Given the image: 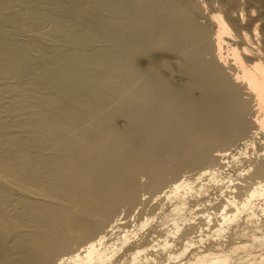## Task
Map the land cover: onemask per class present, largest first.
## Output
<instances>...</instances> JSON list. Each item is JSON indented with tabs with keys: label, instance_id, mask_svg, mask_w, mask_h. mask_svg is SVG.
Here are the masks:
<instances>
[{
	"label": "bare ground",
	"instance_id": "bare-ground-1",
	"mask_svg": "<svg viewBox=\"0 0 264 264\" xmlns=\"http://www.w3.org/2000/svg\"><path fill=\"white\" fill-rule=\"evenodd\" d=\"M51 1L57 10L67 1L76 16L95 15L97 25L89 20L67 37L85 51L43 60L39 76L63 97L50 108L43 106L47 100L16 98L6 115L22 116L6 125L7 116L0 117V128L13 125L19 133L7 141L17 142L12 153L8 147L0 155L1 173L16 180L0 181V264H264V0ZM103 39L113 42L86 49ZM6 40L0 36V51ZM130 40L129 52L148 57L144 70L157 80L153 90H147L150 75L139 86L141 66L124 58ZM6 44L5 70L31 73L26 50ZM102 69L113 71L107 77L113 81ZM172 71L179 82L170 81ZM136 88L144 93L140 103L128 93ZM256 139L263 142L257 146ZM21 143L32 148L23 150ZM222 160L240 169L238 175H226ZM11 161L23 164L12 168ZM169 161L176 170L206 163L212 181H176L166 189ZM216 162L222 163L211 167ZM147 171L157 179L147 189L163 195L145 214L152 200L141 198L138 179ZM16 187L43 199L22 191L18 201ZM14 192L12 214L7 205ZM243 215L250 224L235 234L247 240L222 247L218 239ZM24 226L31 232L18 238ZM148 227L150 234H142ZM210 238L209 248L193 251Z\"/></svg>",
	"mask_w": 264,
	"mask_h": 264
},
{
	"label": "rangeland",
	"instance_id": "rangeland-1",
	"mask_svg": "<svg viewBox=\"0 0 264 264\" xmlns=\"http://www.w3.org/2000/svg\"><path fill=\"white\" fill-rule=\"evenodd\" d=\"M66 2L67 1H65L64 4L67 5V6L64 9H60V10L58 9L57 10L55 5L52 3L51 0H0V36H5L6 37V39H7L6 43H12V44H16V45H19V46L23 47L26 50L27 54L33 60V65H32L33 70H32L31 73L29 72V73H27L25 75H21V74H18L16 71H13V70L7 71V70H5L6 67L9 65V60L6 58L7 54L5 53V49H6L7 44L5 43V44L2 45V48H1V51H0V54H1V56H0V100H1L0 101V117L4 118L5 116H7V117H5V119H3L4 124L6 122L7 123H12L13 122L12 120H15V117L17 119V117L19 118V116H20L19 114H16L17 112H15V115L12 113L13 114L12 117H10L11 114H9V113H7V114H9L10 116L6 115V112H9L8 108H10L8 106H11V104H13V102H15L13 99L18 98V99H21V100H17V101H29L31 98H33L34 102H40L39 99L41 101L47 100L48 102L45 103L44 105L43 104L42 105L45 106L46 108H50L51 104L53 102H55L58 99H60L61 97H63V96H61V94L58 91L52 89V84H46V81H44L42 79V76L41 77L39 76L38 72L40 70L44 69V67L46 65V63H44L45 59H48V58H51V57L53 58L54 56L55 57L56 56L57 57L60 56L62 58V57L67 56L68 53L71 54L72 51L74 52L76 50L77 51H85L84 46H82L81 44H78L77 42L76 43L75 42L72 43V41H70L67 37L71 36L72 34L74 35V34H79L80 32H82L84 30V27H85V25L83 23H87V21L89 23V20H90V23L95 21L94 23L96 24V20L98 19V17H94L95 15L93 16V14H92V16L90 18H87L88 15L76 16L74 14L73 5L71 3H66ZM69 4L71 5V7H73V10L71 9V7H69L70 6ZM67 8H68L69 11L67 10ZM64 10H67V11L65 12ZM70 10H72L73 13ZM59 11H61V12H59ZM37 14L39 15L38 18H37V16H38ZM42 14H43V16H42ZM3 17H7V18H10V19H13L15 22L12 23V22H9L8 20L7 21H3L2 20ZM86 19H88V20H86ZM92 19H93V21H92ZM111 19L114 20L115 17L112 16ZM65 22L67 23V25H65L66 24ZM97 23H98V21H97ZM95 24H93V25L96 26L97 24L96 25ZM58 26H59V28L57 29L56 27H58ZM63 26H65V28ZM62 28H64L65 30L64 29L62 30ZM73 29H74V31H73ZM107 40L103 39L101 41L102 43L100 42L99 44H98V42L97 43L94 42L86 49H88L90 51H96L99 48H101V47L103 48L104 47V42L105 41L108 42V45H107V43H105V45L109 47V45H110L109 42L110 41H107ZM111 42H113V41H111ZM128 43H129V41H127L125 43L126 47L124 46L125 44L120 47L121 49H122V47H125V48H127L126 50H121V49L120 50L129 52V49L131 48V46L129 47L128 45H131V40H130V43L129 44ZM113 44L115 45V43H112V45ZM82 47H83V49H82ZM154 48L155 49H153V52H156L157 48L156 47H154ZM127 53H125V52H124V54L122 53L124 55V58L127 59V61H129V62L132 61V63H137L138 65L141 66V68L137 67V69L139 68L138 71L143 74V75H139V77L142 76V78L140 77L142 79V81H141V79L139 80L138 77H136V79L134 80V81H136L138 79L136 82L140 86V85L143 84L142 82H144V80L148 77V75H150V72H151L150 69L149 70L148 69L144 70L145 66L150 68V66H148V63L150 64V62H149V60L148 61L146 60V59H148V57H146L145 53H143V54L137 53V56H136V53H135V56H134L133 55L134 52H132V50H130V52H129L130 54L129 55H131V56L133 55L132 56L133 59L131 58V56L130 57L126 56L125 54H127ZM139 54H141V55L139 56ZM134 57H136V58H134ZM137 64H135V65H137ZM77 65H78V67H81L82 65H84V62H78ZM142 68H143V71H142ZM103 70L104 69H102V71H100V72L103 73L104 78L106 77L105 79H108L107 78L108 74H109V76L113 75V73H112L113 71H110V69H109L110 72L106 71V69L104 71ZM111 70H113V69H111ZM144 74H145V76H144ZM175 74H176V72L173 73V71H172L171 74H169V78H171V75L173 77V78H171L170 81H173L172 79L175 78L174 82L175 81L179 82V80H180L179 75L176 76L177 74L176 75ZM143 76L145 78L144 80H143ZM150 77L152 78V80H147V83H148L147 84V86H148L147 90L148 91L149 90H153L154 88H156V86H153V85L155 83H157V80L153 76L150 75ZM108 80L109 81H111V80L113 81V77H112V79L110 77ZM148 81H150V82H148ZM150 84H152V86ZM128 86L126 87L127 90L133 89V88H131L133 86H131V85H128ZM16 87L17 88L20 87L21 89H23L22 92H24V90H26V94H24L25 92L22 94L21 91H20V88L16 90ZM150 87H152V88H150ZM130 91H128V93L129 94H131V93L133 94L134 93V95L138 92L137 88H136V90L134 89V90H130ZM81 92H80L81 94H79V96H80V98H83V96H85V95H83L84 94L83 92H85V91H81ZM16 93H18V94L16 95ZM20 94L24 95V98ZM143 94L142 95L139 94L140 97H138L139 95L136 94V96L138 98H141V99H138L136 97L135 101L140 103L141 101H138V100H143ZM135 101H134V104H135ZM138 103H136L135 106L137 105V107H138V105H139ZM253 104H254V102H252V105ZM2 113L5 116L4 115L2 116ZM21 116H22V114H21ZM25 116L28 117L27 115H25ZM25 116L23 115L24 118H25ZM7 118H9V119H7ZM5 120H6V122H5ZM7 120H10L11 122L7 121ZM122 121L119 122L120 125L123 124L124 121L123 122ZM12 126L8 125L7 129H9V130H7L5 127H3V128L6 129V130H4L3 128H0V136H1L0 138L3 141V143L0 144L1 149H2V150L0 149V155H3V154L5 155L7 153H12L11 152L12 149L10 148L11 144H16L17 143L16 141L11 142V144L9 142H7V141H10L12 139L11 137H15V139H16V136L19 134L18 133V128L16 126H13V127ZM21 132L23 133V131H21ZM20 135H21V133H20ZM3 138H4V140H3ZM12 140H14V139H12ZM257 140L258 139H256V141ZM257 142H259V140ZM262 142L263 141L259 142V144H257V146L260 145ZM4 143H6V144L8 143L10 145L7 144L8 145L7 146ZM2 146L3 147L6 146V148L5 147L2 148ZM8 147L10 148V152H7V151H9ZM21 147H22L23 150H28V148H30V149L32 148L30 143H28L27 145L21 143ZM233 149H230V151L227 152L228 154L226 153V156L228 155V157H230L229 153L231 152V150H233V152L234 151L236 152L238 150V148L237 149L233 148ZM5 150H7V151H5ZM4 151H5V153H4ZM215 153H217V152H215ZM13 161H11L12 163L10 162V165H11L12 168H15L17 164H18V167H19L20 163H21V165L23 164V161H21V162L20 161L13 162ZM31 161H34V151H33L32 155H31V158H30V162ZM222 162L223 163L225 162L224 163L225 168L223 169L224 170L223 172H225V174L227 172L228 174H231V175H238L236 172H240V169H238L239 171L236 170V172H234L235 171L234 169L231 170L233 168L232 167L233 163H231V165L230 164L227 165L226 161L222 160ZM24 163H25V161H24ZM221 163L220 162H216L211 167H218ZM31 165H34V162ZM206 167H207L206 163H198V164L191 163V164H184V165L181 166V168H179V170H176L175 167H174V164L169 161L168 162V168H167V170H166V172L164 173V176H163L164 180L167 181V184H166L165 188L167 189V185H171V184L175 183L176 181H194V182L196 181L195 184L198 183L197 181H204L205 183H206V181H212V179L210 178L211 176L209 175V172H211V171L210 170L207 171ZM209 169H212V168H209ZM226 170H228V171H226ZM1 171L2 170L0 169V181H16V180H11V179L8 180L9 178H6L8 175L7 174L5 175V172L1 173ZM222 174L224 175V173H222ZM226 175H224V176H226ZM208 179H210V180H208ZM138 181L142 182L141 184H143L142 185L143 187H142V193H141L142 197L141 198L143 200H149V199H150V201L152 200L151 202H148V204L150 203V206L149 205L146 206V211L147 212L144 211L145 214L146 213H150L152 211V209L154 208L153 202H154V205H156L157 203H160V201H161V197L160 196L163 195L162 193L158 194V192L154 193V190H150V189L148 190L147 187H146L149 184V181H157V179L155 177V171H147L144 174H141L139 176ZM179 186H181V185H178V187ZM210 186H212V188H210V191H212L211 189H213L214 186H213V184H210ZM15 192H17V197H16ZM15 192H14V195H13V199H14V197H16L17 200L20 199V198L23 199V197L20 196V195L23 196V194L28 195L32 199L35 198L34 201H39V200L43 199V196L36 197L37 195L34 196V194H31V193H29L27 191H26L27 192L26 193L24 190H20L19 187H16ZM214 192H216V191H214ZM214 195L212 194L211 196L213 197ZM145 197H147V199ZM154 197H156L157 199L154 198ZM153 198L158 200V202H156V200L154 201ZM44 199H45V197H44ZM14 200H13L14 203L13 202H12V204L10 203L11 205L14 204V206H11L10 204L7 205V210L9 209L8 211H10V212L13 211L11 209H15L14 207H15V203H16L17 200L16 199H14ZM194 201H192V205H194V203H195ZM151 205L153 206V208L151 207ZM158 205H160V204H158ZM158 205H156V206H158ZM140 208L143 209V206L140 205L139 206V210H141ZM147 208L151 209V211L148 210ZM139 210H137V211L139 212ZM161 210L162 209H157L156 211H157V213L160 212V214L164 213V212H161ZM13 213H14V211L12 212V214ZM127 215H128L127 212L126 213L123 212L122 213V218L127 216ZM188 215H189V213H188ZM145 216H147V215H145ZM130 218H131V216H130ZM133 218H135V217H133ZM136 218L134 220H136ZM247 219L248 218H246L245 215L240 217L237 221H235L232 224V226L230 227V231L225 233L226 237L218 239V241H221L222 247H224V248L228 247L229 248L233 244H240L242 242V240L243 241L247 240L245 236L239 237V236H237L235 234V233H239V232H242L244 230H247V226H249V224H250V223H247L248 222ZM123 220L122 221L124 223L128 222L130 220L129 216L126 217ZM245 220H246V222H245ZM196 222H198V221H196ZM155 223H157V222H153L152 225H155ZM25 227L26 226H24L25 230L23 229V227H22V230L20 229L21 233H19L20 231L18 232L19 234H17V232H16V236L18 238H19L20 234H24V233L25 234L27 233L26 235L30 234V232H31V231H29V230H31L30 226L27 227V231L29 233L26 232V228ZM150 227L146 228L145 229L146 231L144 230V232H142V234L146 235L149 231H151ZM230 233H232V235L234 236L233 238L230 236L231 235ZM149 234H150V232H149ZM16 236H15V238H17ZM236 237H237V239H236ZM211 238H213V237H211ZM211 238H210V241H207L206 244L200 245L199 247H197V249L196 248L193 249V251H195V250L204 251L207 248H209L211 246V243L213 242V239L215 237L213 239H211ZM234 239H235V241H234ZM9 244L11 245V248L13 249L12 246L14 245V241H11ZM257 249L254 248V250H257ZM193 251H189L184 256V261H186L191 256ZM244 256H246V255H244Z\"/></svg>",
	"mask_w": 264,
	"mask_h": 264
}]
</instances>
